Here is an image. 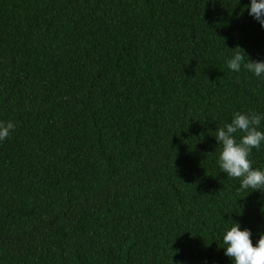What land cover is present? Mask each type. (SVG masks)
<instances>
[{"label": "trees", "instance_id": "obj_1", "mask_svg": "<svg viewBox=\"0 0 264 264\" xmlns=\"http://www.w3.org/2000/svg\"><path fill=\"white\" fill-rule=\"evenodd\" d=\"M249 2L0 0V264H231L235 221L255 243L264 187L213 136L264 115V76L226 63L264 60Z\"/></svg>", "mask_w": 264, "mask_h": 264}, {"label": "clouds", "instance_id": "obj_2", "mask_svg": "<svg viewBox=\"0 0 264 264\" xmlns=\"http://www.w3.org/2000/svg\"><path fill=\"white\" fill-rule=\"evenodd\" d=\"M246 8L248 15L264 28V0H250ZM226 63L230 71L239 73L243 68L256 77L264 76V60H252L248 56L245 59L240 51L233 52ZM262 120L264 115L259 113L237 111L230 122L215 128L213 136L220 149L217 164L227 177L239 178L238 191L264 187V168H254L250 159L252 149L264 145ZM14 129L13 121H0V142L8 138ZM222 243L224 255L231 260V264H264V233L253 243L251 230L242 228L235 221L224 231Z\"/></svg>", "mask_w": 264, "mask_h": 264}]
</instances>
